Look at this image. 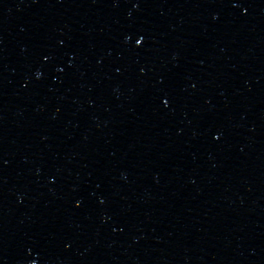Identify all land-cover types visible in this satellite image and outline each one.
Here are the masks:
<instances>
[{"label": "snow or ice", "instance_id": "6c2138e0", "mask_svg": "<svg viewBox=\"0 0 264 264\" xmlns=\"http://www.w3.org/2000/svg\"><path fill=\"white\" fill-rule=\"evenodd\" d=\"M143 43V41H142V39H137L136 40V44L139 46V45H141Z\"/></svg>", "mask_w": 264, "mask_h": 264}]
</instances>
